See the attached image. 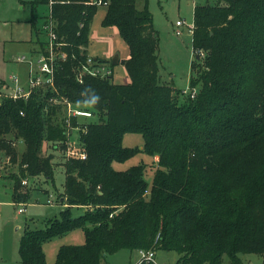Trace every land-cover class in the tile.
Here are the masks:
<instances>
[{"label": "trees", "instance_id": "1", "mask_svg": "<svg viewBox=\"0 0 264 264\" xmlns=\"http://www.w3.org/2000/svg\"><path fill=\"white\" fill-rule=\"evenodd\" d=\"M92 1L52 0L54 28L67 52L53 85L33 88L27 98H0V149L17 168L10 174L14 200L30 195L23 177L54 181L50 148L64 172L57 195L63 207L42 227L24 228L20 263L104 264L118 250L143 249L173 250L178 264H241V253H263L264 0L194 5L188 84L194 96L160 82L159 38L146 6ZM99 5H105L101 25L115 26L127 44L120 62L128 82H113L112 63L97 56L91 65L107 64L111 74L78 78L89 65L85 49ZM44 44L45 38L32 51ZM64 100L91 116H70L68 128ZM127 132L141 133L143 146H124ZM67 139L84 158L64 155ZM138 151L157 155L151 183L144 164L112 166ZM76 228L83 243L61 245L47 262L44 241Z\"/></svg>", "mask_w": 264, "mask_h": 264}, {"label": "rangeland", "instance_id": "2", "mask_svg": "<svg viewBox=\"0 0 264 264\" xmlns=\"http://www.w3.org/2000/svg\"><path fill=\"white\" fill-rule=\"evenodd\" d=\"M32 0H0V88L3 82L13 85L10 76H17L20 85L27 86L29 65L17 61L18 56L25 55L35 59L32 52L45 35L41 26L47 18V4L31 5ZM214 2V0H136L138 9L148 8L152 15L153 27L158 35V67L160 82L169 84L174 90H189V76L193 59L191 34L188 26L193 21L195 4ZM105 5H99L90 23L87 55L103 58L108 62L118 54L119 61L112 64L111 80L115 83L129 81L124 65L120 59L127 57L128 47L115 26H102L101 19ZM182 21L177 26L176 21ZM38 43V45H37ZM35 68V65H33ZM197 88V87H196ZM189 92V91H188ZM8 136V135H7ZM122 144L127 147L141 148L143 137L139 132H127L123 135ZM14 148L19 155L24 149L22 140H15ZM1 150V149H0ZM5 153L4 150H1ZM53 154L54 181L45 180L40 175L29 178L27 189L30 195L24 200L12 197L14 179L11 173L16 172V164L4 163L0 171V264H21L19 260V238L25 227L36 228L44 225L43 220L58 215L62 205L57 201L58 193L63 190L64 172L59 162L60 154L49 149ZM136 164L146 166L145 179L151 183L157 155L138 151L123 162H112L117 170H124ZM23 207V212H18ZM83 208L75 210L80 213ZM84 233L80 228L72 229L62 235L44 241L42 249L47 262L52 263L61 245L81 244ZM241 264H264L263 253H241ZM140 255L138 250L121 249L105 257L104 264H136ZM178 254L173 250H157V264H178ZM227 256L223 262H228ZM206 264V263H205Z\"/></svg>", "mask_w": 264, "mask_h": 264}, {"label": "built area", "instance_id": "3", "mask_svg": "<svg viewBox=\"0 0 264 264\" xmlns=\"http://www.w3.org/2000/svg\"><path fill=\"white\" fill-rule=\"evenodd\" d=\"M92 2H97L100 4L101 0H93ZM52 0H48L47 6V18H45L43 25L41 26L43 33L45 34V44L41 49H36L32 51L35 54V59L31 57H27L25 55L18 56L17 61L25 62L29 65V71L27 75V86L20 85L19 79L17 76H10V80L13 85L11 87L8 84L3 82L0 88V98L2 96L12 97V98H27L33 88L36 87H47L53 85V79L57 68L60 63L65 60L67 56V52L64 50V42L62 39H59L57 33L55 31V24L51 17V13L49 10V6L51 5ZM105 4V2H104ZM176 25L179 26L182 24V21L177 20ZM191 26V24H190ZM188 26V29L189 27ZM190 30V29H189ZM86 62L90 65H83L82 70L79 72L78 78L81 77L82 73H90L92 75H108L111 74V68L107 64H94L93 56L87 55ZM35 65V68H33ZM190 96H194L196 92L195 89L189 91ZM65 103L66 109V121L69 122L70 116H91V112L86 109L75 108L68 102L67 100L63 101ZM69 128V123H68ZM64 155L66 157L70 155H79L81 158L85 157V153L83 151H77L76 142L74 139H67L66 148ZM10 156L3 153L0 150V171L2 168V164L9 163ZM21 185L28 186V178L21 179ZM17 211L23 212V207H18ZM140 258L136 264H142V262H152L153 264H157L155 261V252L152 250H138Z\"/></svg>", "mask_w": 264, "mask_h": 264}, {"label": "water", "instance_id": "4", "mask_svg": "<svg viewBox=\"0 0 264 264\" xmlns=\"http://www.w3.org/2000/svg\"><path fill=\"white\" fill-rule=\"evenodd\" d=\"M119 61V56L118 54H116L115 56H113L112 60H111V63L112 64H117Z\"/></svg>", "mask_w": 264, "mask_h": 264}, {"label": "crops", "instance_id": "5", "mask_svg": "<svg viewBox=\"0 0 264 264\" xmlns=\"http://www.w3.org/2000/svg\"><path fill=\"white\" fill-rule=\"evenodd\" d=\"M1 176V175H0ZM28 187L30 188V186L28 185ZM63 206V205H62Z\"/></svg>", "mask_w": 264, "mask_h": 264}]
</instances>
